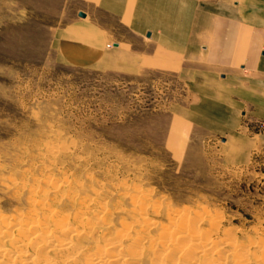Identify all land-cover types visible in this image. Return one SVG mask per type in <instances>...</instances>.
<instances>
[{"label": "rangeland", "instance_id": "rangeland-1", "mask_svg": "<svg viewBox=\"0 0 264 264\" xmlns=\"http://www.w3.org/2000/svg\"><path fill=\"white\" fill-rule=\"evenodd\" d=\"M94 5L0 0V223L25 220L41 203L70 218L85 206L101 219L100 241L126 222L136 231L144 216L155 221L154 237L184 214L208 238L235 242L248 264H263L264 143L187 122L186 85L172 70L109 72L59 53L58 29L106 21L90 16ZM222 252L214 257L234 264Z\"/></svg>", "mask_w": 264, "mask_h": 264}, {"label": "crops", "instance_id": "crops-1", "mask_svg": "<svg viewBox=\"0 0 264 264\" xmlns=\"http://www.w3.org/2000/svg\"><path fill=\"white\" fill-rule=\"evenodd\" d=\"M88 20L58 29L61 54L102 70H172L192 125L264 143V0H95Z\"/></svg>", "mask_w": 264, "mask_h": 264}, {"label": "bare ground", "instance_id": "bare-ground-1", "mask_svg": "<svg viewBox=\"0 0 264 264\" xmlns=\"http://www.w3.org/2000/svg\"><path fill=\"white\" fill-rule=\"evenodd\" d=\"M62 187L61 184L55 185L57 192ZM47 196L50 195L44 198ZM37 199L40 202V199ZM44 207L41 203L40 212L27 213L25 220L15 217L12 221L0 223V264H198L199 261L201 264H223L214 257L219 250L226 251L225 255H222L223 252L219 253L223 260L227 261L230 255L234 264H248L249 261L246 256L248 254L237 247L235 242L221 238H208L206 234H202L203 231H200L198 226L194 225V218L190 219L187 215L184 217V214L170 215V225L154 237L148 233V228H153L155 225L154 219L148 220L141 215L142 222L137 220L139 231L133 230V226L127 225L128 222L124 221L122 228H119V231L116 229L117 233L108 234L110 237L116 235L114 238L111 237L112 239L106 237L103 234L104 231H101L104 236L100 242L95 239L93 232L101 219L95 218L96 220L92 221L90 217L96 212H91L89 207L87 209L84 206L75 211L76 213L72 212L75 215L71 218L58 215L57 210L56 212L52 209L46 210ZM100 208L99 205L98 210L103 209V207ZM140 213L144 214L143 211ZM104 221H101V224L105 223ZM211 226L210 234L218 232V225L212 223ZM226 247L227 249L224 250ZM251 255L254 256L252 253ZM262 261L264 264V258Z\"/></svg>", "mask_w": 264, "mask_h": 264}]
</instances>
